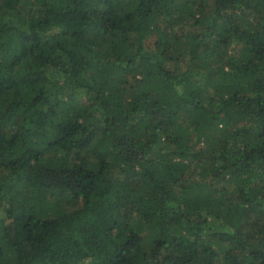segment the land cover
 <instances>
[{
  "label": "trees",
  "instance_id": "trees-1",
  "mask_svg": "<svg viewBox=\"0 0 264 264\" xmlns=\"http://www.w3.org/2000/svg\"><path fill=\"white\" fill-rule=\"evenodd\" d=\"M0 264H264V0H0Z\"/></svg>",
  "mask_w": 264,
  "mask_h": 264
}]
</instances>
